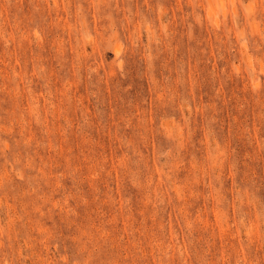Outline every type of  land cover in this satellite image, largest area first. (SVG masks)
I'll return each mask as SVG.
<instances>
[{"label": "rangeland", "instance_id": "1", "mask_svg": "<svg viewBox=\"0 0 264 264\" xmlns=\"http://www.w3.org/2000/svg\"><path fill=\"white\" fill-rule=\"evenodd\" d=\"M0 264H264V0H0Z\"/></svg>", "mask_w": 264, "mask_h": 264}]
</instances>
